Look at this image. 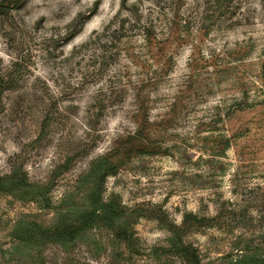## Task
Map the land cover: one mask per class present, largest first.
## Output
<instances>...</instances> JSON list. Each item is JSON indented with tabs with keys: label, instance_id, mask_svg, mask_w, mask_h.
I'll list each match as a JSON object with an SVG mask.
<instances>
[{
	"label": "rangeland",
	"instance_id": "rangeland-1",
	"mask_svg": "<svg viewBox=\"0 0 264 264\" xmlns=\"http://www.w3.org/2000/svg\"><path fill=\"white\" fill-rule=\"evenodd\" d=\"M0 264H264V0H0Z\"/></svg>",
	"mask_w": 264,
	"mask_h": 264
},
{
	"label": "trees",
	"instance_id": "trees-1",
	"mask_svg": "<svg viewBox=\"0 0 264 264\" xmlns=\"http://www.w3.org/2000/svg\"><path fill=\"white\" fill-rule=\"evenodd\" d=\"M148 26L150 27V24H148ZM144 30H148V27H144L142 31Z\"/></svg>",
	"mask_w": 264,
	"mask_h": 264
}]
</instances>
